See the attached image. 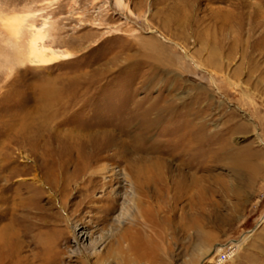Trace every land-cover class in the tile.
Here are the masks:
<instances>
[{"label":"rangeland","instance_id":"obj_1","mask_svg":"<svg viewBox=\"0 0 264 264\" xmlns=\"http://www.w3.org/2000/svg\"><path fill=\"white\" fill-rule=\"evenodd\" d=\"M36 30L64 58L15 63ZM233 241L264 264V0H0V264Z\"/></svg>","mask_w":264,"mask_h":264},{"label":"bare ground","instance_id":"obj_2","mask_svg":"<svg viewBox=\"0 0 264 264\" xmlns=\"http://www.w3.org/2000/svg\"><path fill=\"white\" fill-rule=\"evenodd\" d=\"M21 22H22V19H18L16 16H10V17H7L6 19H4V25H6V27H8V30H10L11 32H15L17 30V28L19 27V25L21 24ZM43 31L41 32L40 30H36V31H34L32 33L33 35L31 36V39H30L29 44H28V47L26 46V48H28V51H26L25 54L22 53L17 46L14 48V50H13L14 51L13 52V61L15 63L20 64L25 59L26 60L28 59L29 61L39 63L40 65L41 64L42 65H50V64L56 62L55 60H57L58 58H64V55H62V54L59 55L57 53V51L54 52V51H51L50 49H48V48L45 47L44 42H43L44 41L43 39H44V36L46 34H44ZM16 44H18V43H16ZM21 50H23V49H21ZM95 172H96V170L93 171V173H95ZM129 215L130 214H128L127 217H129ZM253 231H254V229H253ZM119 239L120 240H116L117 247H116L114 253L112 252L108 256V257L112 258L113 260H116L118 257H122V255L124 254L123 253V247H122V245H123L122 243L124 242V237H120ZM241 240H240V242H241ZM230 243L234 244L237 247V243L236 242L233 241V242H230ZM221 248H222V246H221ZM221 248L219 249V251L221 250ZM219 251L218 250L216 251V249H215V252L218 253ZM131 255H132V253H131ZM95 258H96V261L97 262H99V260H101L100 262H105L107 260V258H103L102 254H96L95 255ZM120 261H122V260H120ZM127 261H129V260H127Z\"/></svg>","mask_w":264,"mask_h":264},{"label":"built area","instance_id":"obj_3","mask_svg":"<svg viewBox=\"0 0 264 264\" xmlns=\"http://www.w3.org/2000/svg\"><path fill=\"white\" fill-rule=\"evenodd\" d=\"M236 246L230 242H227L225 245L222 246L221 250L218 252L216 257L217 264H224L225 262L229 261L233 258L235 254Z\"/></svg>","mask_w":264,"mask_h":264}]
</instances>
